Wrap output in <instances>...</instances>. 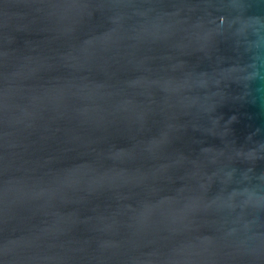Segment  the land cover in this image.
I'll return each instance as SVG.
<instances>
[{"label": "water", "instance_id": "water-1", "mask_svg": "<svg viewBox=\"0 0 264 264\" xmlns=\"http://www.w3.org/2000/svg\"><path fill=\"white\" fill-rule=\"evenodd\" d=\"M0 264H264V0H0Z\"/></svg>", "mask_w": 264, "mask_h": 264}]
</instances>
